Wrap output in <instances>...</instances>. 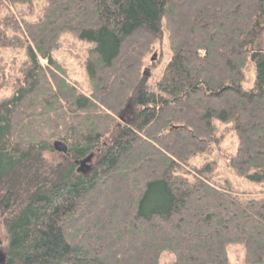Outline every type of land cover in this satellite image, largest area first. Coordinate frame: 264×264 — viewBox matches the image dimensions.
Listing matches in <instances>:
<instances>
[{"label":"trees","instance_id":"obj_1","mask_svg":"<svg viewBox=\"0 0 264 264\" xmlns=\"http://www.w3.org/2000/svg\"><path fill=\"white\" fill-rule=\"evenodd\" d=\"M263 31L264 0H0V52L24 54L0 53L3 263L230 264L234 246L264 264ZM64 34L87 45L85 90L52 57Z\"/></svg>","mask_w":264,"mask_h":264},{"label":"rangeland","instance_id":"obj_2","mask_svg":"<svg viewBox=\"0 0 264 264\" xmlns=\"http://www.w3.org/2000/svg\"><path fill=\"white\" fill-rule=\"evenodd\" d=\"M34 4H38V2ZM35 6L39 8V5ZM15 10L20 11L25 16L29 14V9H27L25 6H18ZM2 13L3 15H5V9H3ZM254 42L256 47L264 48V31ZM86 46L87 45L85 43L79 41L72 35L64 34L62 35L61 48L52 54V57L55 58L60 64H62V66L66 70L68 81L78 91L87 89L88 79L84 66ZM0 53L1 56L4 58L5 62L7 63H11V60L14 58L17 59V62L24 58V54L21 51L17 50L8 49L3 50ZM169 58L170 54L167 53L165 39L162 38V41L154 47L153 52L146 58L145 64L141 68V77L143 81H145L146 86H148L149 89H155L156 83L159 80V76L162 73L165 64L168 62ZM254 78L255 70L253 65H250L245 73V80L242 83V87L244 89L251 88L254 83ZM123 116L127 118L128 112L126 111ZM220 134H222V136L220 135L222 137L220 148L224 149L226 152H233L235 146V139L232 136V133L227 129L226 126H221ZM52 158H54L53 160H60V156L57 154L53 155ZM211 158L217 159L213 156ZM219 166V173L221 174V176L229 177L230 179H232L234 186L238 190L257 191L259 189V187H257L256 185H251L245 180L233 177L230 172H228V170L226 169L222 159H219ZM91 169V161L87 163L85 167H80L78 164L79 173L85 174L88 173ZM4 243L5 233L2 226L0 225V258L2 259L1 264H4L2 254L3 252L1 250V247L4 245ZM241 257L242 252L239 247L231 246L229 248L230 264H241Z\"/></svg>","mask_w":264,"mask_h":264},{"label":"water","instance_id":"obj_3","mask_svg":"<svg viewBox=\"0 0 264 264\" xmlns=\"http://www.w3.org/2000/svg\"><path fill=\"white\" fill-rule=\"evenodd\" d=\"M52 147H53V150L57 153H62V154L67 153L66 145L60 141L54 142ZM91 158H92L91 156H88V157L84 158L83 160L79 161L78 162L79 166L85 167V165L91 161Z\"/></svg>","mask_w":264,"mask_h":264},{"label":"flooded vegetation","instance_id":"obj_4","mask_svg":"<svg viewBox=\"0 0 264 264\" xmlns=\"http://www.w3.org/2000/svg\"><path fill=\"white\" fill-rule=\"evenodd\" d=\"M1 262H2V259L0 258V264H1Z\"/></svg>","mask_w":264,"mask_h":264}]
</instances>
